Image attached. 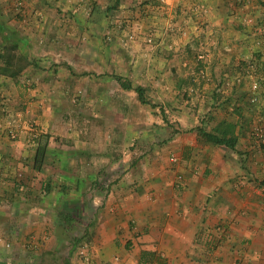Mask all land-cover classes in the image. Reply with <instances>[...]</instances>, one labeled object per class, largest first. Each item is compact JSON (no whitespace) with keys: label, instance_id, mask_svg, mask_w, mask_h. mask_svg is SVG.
Returning a JSON list of instances; mask_svg holds the SVG:
<instances>
[{"label":"crops","instance_id":"obj_1","mask_svg":"<svg viewBox=\"0 0 264 264\" xmlns=\"http://www.w3.org/2000/svg\"><path fill=\"white\" fill-rule=\"evenodd\" d=\"M4 34L28 42L16 31ZM59 64L24 63L16 78L0 72V104L26 106L13 125V112L0 119V264H84L79 250L86 244L102 264H264V154L250 137L234 151L198 132L176 136L166 150L113 174L112 184L102 182L123 164L114 149L106 151L105 135L121 124L112 119L116 109L102 94L104 124L52 126L55 114L45 105L67 100ZM34 120L41 127L31 128ZM90 131L103 136L105 147L82 137ZM39 148H45L42 163ZM167 150L179 158L172 168ZM176 173L185 178L182 189L174 187ZM219 227L224 233L215 249L203 237Z\"/></svg>","mask_w":264,"mask_h":264},{"label":"rangeland","instance_id":"obj_2","mask_svg":"<svg viewBox=\"0 0 264 264\" xmlns=\"http://www.w3.org/2000/svg\"><path fill=\"white\" fill-rule=\"evenodd\" d=\"M0 24L28 39L8 41L0 33V56L19 45L7 52L14 56L13 68L60 63L66 71L67 100L45 105L58 114L49 118L52 126L91 130L104 124L99 97L109 95L116 109L112 119L121 123L105 135L110 144L101 134L82 135L109 145L106 151L116 150L114 156L123 161L102 182L112 184L113 174L126 173L136 161L166 150L176 136L199 129L242 143L250 137L264 154V0H0ZM117 76L143 88L150 104L124 89ZM32 90L27 85L25 92ZM4 105L0 119L13 112L11 125L26 107L19 101ZM169 151L172 168L170 157L177 152Z\"/></svg>","mask_w":264,"mask_h":264},{"label":"trees","instance_id":"obj_3","mask_svg":"<svg viewBox=\"0 0 264 264\" xmlns=\"http://www.w3.org/2000/svg\"><path fill=\"white\" fill-rule=\"evenodd\" d=\"M6 31H8L7 28L0 24V32L4 34V33H6ZM18 47H19L18 43H14V44H12L11 48L5 49L6 54H3L0 56L1 57L0 59L6 65V68L0 69V72H2V74L10 76L11 78H16L24 70V67H25V65H23V66L13 68V66H15V64H16L15 60H14V56H11L10 54H8L12 51L13 52L17 51ZM18 58L20 61L25 60L22 55H18ZM116 79L120 82V84L122 85V87L124 89L134 90L138 94L139 100L142 104H144V105L150 104L146 95H145V90L143 88H141V87H135L134 88L131 82L126 81V79H124L122 77L117 76ZM152 107H154V105H152ZM164 114L165 113L162 112L163 116H164ZM199 135L201 136V138L205 142H207L209 144H214L217 146L226 147V148L234 150V151H236V148H237V145L239 142L238 137L220 136V135L213 133V132H207L204 129H199ZM46 139H48V137H46ZM46 146L47 145H45L44 147L46 148ZM45 148H43L44 150L41 148L38 149L37 159H36L38 163L39 162L42 163V160L44 158Z\"/></svg>","mask_w":264,"mask_h":264},{"label":"built area","instance_id":"obj_4","mask_svg":"<svg viewBox=\"0 0 264 264\" xmlns=\"http://www.w3.org/2000/svg\"><path fill=\"white\" fill-rule=\"evenodd\" d=\"M12 136V135H11ZM15 138V135H13ZM170 162L173 165H177L179 163V158L175 154H172L170 157ZM185 185V178L183 175L178 174L175 179V185L174 187L176 189H182ZM224 233L223 229L216 228L212 232H208L206 235H204L203 239L205 242L209 245V247L218 248L220 246V242L222 240V234ZM80 256L84 259V264H102L101 262L96 261L94 258H92L89 254L88 245L82 246V248L79 250Z\"/></svg>","mask_w":264,"mask_h":264}]
</instances>
